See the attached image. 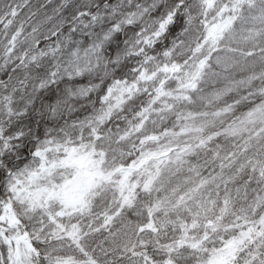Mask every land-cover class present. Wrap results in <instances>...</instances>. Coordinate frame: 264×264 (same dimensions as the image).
Returning <instances> with one entry per match:
<instances>
[{
  "label": "snow or ice",
  "instance_id": "6c2138e0",
  "mask_svg": "<svg viewBox=\"0 0 264 264\" xmlns=\"http://www.w3.org/2000/svg\"><path fill=\"white\" fill-rule=\"evenodd\" d=\"M0 77V264H264V0H0Z\"/></svg>",
  "mask_w": 264,
  "mask_h": 264
},
{
  "label": "trees",
  "instance_id": "16d2710c",
  "mask_svg": "<svg viewBox=\"0 0 264 264\" xmlns=\"http://www.w3.org/2000/svg\"><path fill=\"white\" fill-rule=\"evenodd\" d=\"M30 3L33 6H36L39 3H44V0H30ZM28 10H29L28 7L23 8L21 10V16L26 15L28 13ZM177 31H179V26L178 25L177 26H173L172 27V33H173V35ZM170 39H171V37H169V41H170ZM169 41H165L164 43H169ZM163 46H164L163 44H158L157 45V50L158 51L162 50ZM113 55H114V51H113ZM0 78H3V77H0ZM239 78H241V77L239 75H237V79H239ZM90 79H92V82H94V83H99V80L94 79V78H91V77H89L87 75L82 76V77H77L76 78V83L78 85H87L89 83V80ZM216 86H219V84H217ZM59 87L61 89H63L64 88V85L61 84ZM105 87H106V85H102V88L101 89H98L97 91H95V92H93V93L90 94L93 101H96L97 98H98V96L103 95V88H105ZM211 87H213V86L210 85L209 88H211ZM43 95L46 98V102H49V103L52 102V101H54L56 99V96L53 95L52 93H49V92H45V93H43ZM72 103H74L75 109H76L74 111V113L72 114V119H76L77 117L83 119V117L85 115H87L89 112H91V110H92L91 104H88V102L85 101V100H83V99L74 100V101H72ZM82 104L87 105V107L86 108H81V105ZM95 106L96 107H99V103L97 102ZM37 119H39V117H37ZM62 122L63 121H61V123ZM49 126H51V125H49ZM40 130H41V132L44 131L43 125L41 126V129ZM24 154L27 155V152H25ZM0 251H6V249L4 248V246H0Z\"/></svg>",
  "mask_w": 264,
  "mask_h": 264
}]
</instances>
